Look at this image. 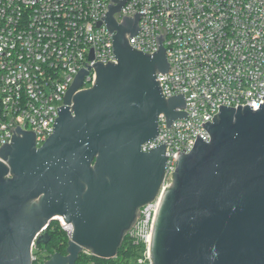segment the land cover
<instances>
[{"label": "water", "instance_id": "obj_1", "mask_svg": "<svg viewBox=\"0 0 264 264\" xmlns=\"http://www.w3.org/2000/svg\"><path fill=\"white\" fill-rule=\"evenodd\" d=\"M111 1L116 6L100 19L115 33L116 62H97L87 89L90 68L78 73L41 147L18 129L0 149V264H32L33 242L48 244L57 219L73 231L66 254L44 264H75L84 252L113 259L138 210L159 191L165 144L141 147L158 136L161 114L166 127L186 118L176 111L185 108L183 94L166 100L156 80L168 70L161 36L152 54L131 48L126 35L139 31L140 14L118 25L113 15L125 0ZM201 126L210 140L196 135L162 193L150 264H264V101L257 111L220 108Z\"/></svg>", "mask_w": 264, "mask_h": 264}, {"label": "built area", "instance_id": "obj_2", "mask_svg": "<svg viewBox=\"0 0 264 264\" xmlns=\"http://www.w3.org/2000/svg\"><path fill=\"white\" fill-rule=\"evenodd\" d=\"M108 5L116 3L0 0V149L18 129L32 132L36 147H41L52 135L58 109L78 73L90 68L81 88L87 89L95 80L97 62H116L115 33L100 19L106 17ZM136 12L139 31L131 38L126 35L127 42L152 54L157 51L155 38L161 36L168 70L157 73L156 80L166 100L183 94L185 108L176 111L186 113L170 127L161 114L158 136L141 147L148 152L165 144L167 157L156 197L138 210L126 233L145 248L137 262L150 264L154 219L178 158L189 153L197 134L210 140L201 124H210L220 108L250 106L257 111L263 104L264 0H125L113 18L120 25L123 16ZM55 221L69 240L72 226ZM36 249L33 242L32 261Z\"/></svg>", "mask_w": 264, "mask_h": 264}, {"label": "trees", "instance_id": "obj_3", "mask_svg": "<svg viewBox=\"0 0 264 264\" xmlns=\"http://www.w3.org/2000/svg\"><path fill=\"white\" fill-rule=\"evenodd\" d=\"M47 233L50 241L42 246L38 245L35 251L41 250L47 254L41 257L33 252L36 260L32 264H44L45 260L51 255L59 253L66 254L68 238L61 229L58 221H52L47 227ZM145 248L142 244H134L127 236L124 237L116 256L110 260H102L93 256L81 254L75 264H137V259L142 257ZM39 253V252H38Z\"/></svg>", "mask_w": 264, "mask_h": 264}, {"label": "rangeland", "instance_id": "obj_4", "mask_svg": "<svg viewBox=\"0 0 264 264\" xmlns=\"http://www.w3.org/2000/svg\"><path fill=\"white\" fill-rule=\"evenodd\" d=\"M42 246H44V245H42ZM35 253H37V254H39L40 256V259H41V257H43L44 255H46L47 253L46 252H43V251H41V250H38V251H34ZM39 252V253H38ZM83 255H86V256H88V254H85V253H82ZM90 256V255H89ZM47 260V259H46ZM45 260V261H46ZM137 264H139L138 262H137ZM145 264H148V263H145Z\"/></svg>", "mask_w": 264, "mask_h": 264}, {"label": "bare ground", "instance_id": "obj_5", "mask_svg": "<svg viewBox=\"0 0 264 264\" xmlns=\"http://www.w3.org/2000/svg\"><path fill=\"white\" fill-rule=\"evenodd\" d=\"M62 220V219H61Z\"/></svg>", "mask_w": 264, "mask_h": 264}]
</instances>
